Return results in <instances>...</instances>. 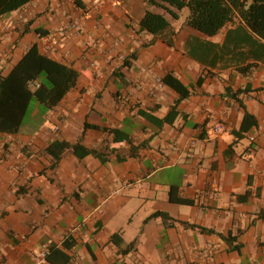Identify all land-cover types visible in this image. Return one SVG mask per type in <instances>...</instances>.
Segmentation results:
<instances>
[{
	"label": "crops",
	"instance_id": "1",
	"mask_svg": "<svg viewBox=\"0 0 264 264\" xmlns=\"http://www.w3.org/2000/svg\"><path fill=\"white\" fill-rule=\"evenodd\" d=\"M146 11L164 14L146 0H32L0 16L2 75L34 44L80 73L39 131L0 133V264H264V39L240 18L206 36L180 12L164 14L169 46L140 30ZM74 21L81 31L62 37ZM246 112L256 125L240 131ZM86 120L100 130L82 144L106 162L72 152L55 162L48 145L76 143ZM172 187L190 203L171 202ZM180 222L237 235L239 251Z\"/></svg>",
	"mask_w": 264,
	"mask_h": 264
},
{
	"label": "trees",
	"instance_id": "2",
	"mask_svg": "<svg viewBox=\"0 0 264 264\" xmlns=\"http://www.w3.org/2000/svg\"><path fill=\"white\" fill-rule=\"evenodd\" d=\"M31 1L0 0V16L18 10ZM146 2L149 6L162 10L174 20L180 18V12L188 9L189 14L185 23L206 36L217 34L226 24L234 21L235 18H240L254 33L264 39V0H146ZM164 14L146 11L140 21V30L153 35L152 41L160 38L172 46L175 30ZM122 66L129 67V61L125 59ZM79 78L80 73L77 70L42 54L37 44L31 46L7 75L4 76L0 72V133L18 134L31 121L34 112L39 118L47 116L77 86ZM173 87L179 89L178 86ZM177 104L178 102L163 119L164 122H171L172 115H174L173 118L176 117ZM249 118H252V122H249L248 128L256 125L255 118L246 112L240 131L247 130L245 124ZM88 129L100 130V127L86 120L82 135L76 143L51 142L46 148L47 154L54 158L55 162H59L66 152H72L80 159L93 155L102 162H106L102 153L90 150L82 144L83 136ZM107 130L103 128V131ZM246 197L247 193L238 195L237 199L244 200ZM169 199L175 203H190L179 196L178 189L175 187L170 190ZM151 218H161L166 222L175 220L163 212H155L148 219ZM180 223L187 228H199L202 232L218 234L229 244L230 250L239 251V244H234L237 235L223 236L212 229L196 227L185 222ZM114 240L115 235L111 237V241L114 242ZM133 248L134 243H131L125 251H131Z\"/></svg>",
	"mask_w": 264,
	"mask_h": 264
},
{
	"label": "built area",
	"instance_id": "3",
	"mask_svg": "<svg viewBox=\"0 0 264 264\" xmlns=\"http://www.w3.org/2000/svg\"><path fill=\"white\" fill-rule=\"evenodd\" d=\"M103 0H94V4L97 6L99 5ZM82 29L81 23L79 21H74L69 23L67 26H65L61 32L60 35L62 37H68L72 35L73 33H79ZM224 126L222 124H218L214 126L213 128H209L204 131V137L203 140L210 142L218 137L219 134L224 132ZM250 140H254V137H250ZM197 140H192L190 142L191 146H195ZM220 190V184L217 179V177H213L212 181L210 182V188L205 192L210 198H214L218 195Z\"/></svg>",
	"mask_w": 264,
	"mask_h": 264
},
{
	"label": "rangeland",
	"instance_id": "4",
	"mask_svg": "<svg viewBox=\"0 0 264 264\" xmlns=\"http://www.w3.org/2000/svg\"><path fill=\"white\" fill-rule=\"evenodd\" d=\"M189 14V10L188 9H184L182 11V19H186V17L188 16ZM46 117H43V118H39V116L35 117L34 119H31V121L24 127L23 131H39L40 127L44 124L45 122V119ZM58 124L59 126L57 125V127H52V128H49L48 129L50 131H61V125H62V122H61V118L58 117Z\"/></svg>",
	"mask_w": 264,
	"mask_h": 264
}]
</instances>
